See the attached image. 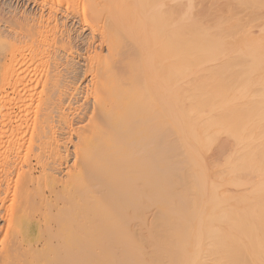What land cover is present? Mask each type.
<instances>
[{"label": "bare ground", "instance_id": "1", "mask_svg": "<svg viewBox=\"0 0 264 264\" xmlns=\"http://www.w3.org/2000/svg\"><path fill=\"white\" fill-rule=\"evenodd\" d=\"M185 1L0 0V264H264V0Z\"/></svg>", "mask_w": 264, "mask_h": 264}, {"label": "rangeland", "instance_id": "2", "mask_svg": "<svg viewBox=\"0 0 264 264\" xmlns=\"http://www.w3.org/2000/svg\"><path fill=\"white\" fill-rule=\"evenodd\" d=\"M168 1L171 2V0H166L167 3H169ZM188 1H190V0H188ZM193 1H194V0H192V2H191V1H190V2L193 3V4H194V2H195V5H196L197 0H195L194 2H193ZM204 1H206V0H204ZM207 1H208V0H207ZM212 1H213V0H212ZM219 1H220V0H216V1L214 0V3H215V4L212 5V8H213V9L216 10L217 7H219V6L222 5V3L225 4V1H226V3H227L228 1H229V2L231 1V3H232V2H233V3L235 2V4H237V5L240 6V4H238L240 1L238 2L237 0H228V1L225 0V1H221L222 3L220 2V4H218ZM236 1H237L238 3H237ZM12 2H13V3H12ZM173 2H174V0H173ZM173 2H171V4H172ZM175 2H176V1H175ZM177 2H178V4H179V6H178V4H176V3H173V4H175V5L178 6L179 11L183 10V9L185 8V6H183L184 8L182 9V8L180 7V4L184 3V0H182V1L177 0ZM185 2H187V0H186ZM198 2H199V0H198ZM198 2H197V4H198ZM216 2H217V3H216ZM187 3H188V2H187ZM9 4H10V6H12V7H13V6H14V7H15V6L17 7V5H18V4L16 5L14 1L9 2ZM171 4H166V7H165V8H167V9H165V8H162V9H163V10L165 9V10L167 11L168 8L170 9V7H171V6H170V7H167V5L169 6V5H171ZM227 4H228V3H227ZM235 4H234V5H235ZM175 5H174V6H175ZM182 5H183V4H182ZM185 5L187 6L186 3H185ZM228 5H229V4H228ZM231 5H232L233 8L230 7L229 10L234 9V5H233V4H231ZM18 6H19V8H21V5H18ZM174 6L171 7V8H173L174 10H176L177 8L174 7ZM239 6H238V7H239ZM163 7H164V6H163ZM179 7H180V8H179ZM175 8H176V9H175ZM220 8H221V7H219L218 9H220ZM222 8H223V5H222ZM222 8H221V9H222ZM228 8H229V7H228ZM235 8H237V6H235ZM240 8H241V10H243L242 5H241V6L239 7V9H238V8L236 9L235 12H237L238 10H240ZM244 8H245V7H244ZM173 9H172V10H173ZM178 9H177V11H178ZM213 9H212V10H213ZM223 9H224V10H225V9L227 10L226 5H225V7H224ZM252 9H253V10H252ZM255 9H256V8H254V7L252 6L250 9H248L251 15L249 14L248 10H246V11L248 12V13L246 12V13H247V17H245V16H243V17H244V18H248L249 16H250V17H253V16H255V15H253V14H255V12H256V16H257V15H258V14H257V11L262 12L263 15H264V12H263L264 9H262V8H257L258 10L256 9L257 11L254 12ZM261 9H262V11H261ZM22 10H24L25 13H26V12L28 13L29 11L32 12L31 14L28 13L29 16H31V15H32V16H34V15L38 16V15H39V10H36V11H35V9H31V10H30V9H24L23 7H22ZM172 10H170V11H172ZM215 10L212 11L211 14H215L216 17H217V15H218L219 13L216 14V11H218V10H216V11H215ZM226 10H225V11H226ZM234 10H235V9H234ZM241 10H240L239 13L242 12V14L244 13V15H246L245 11H244V10L241 11ZM251 10H252V11H251ZM34 11H35V12H34ZM37 11H38V13H37ZM170 11H169V12H170ZM220 11L223 12V10H220ZM220 11H219V12H220ZM225 11H224V13H227V12H225ZM163 12H165V11H163ZM209 12H210V11H209ZM214 12H215V13H214ZM221 12H220V13H221ZM235 12H233V13L235 14ZM251 12H254V13L252 14ZM27 13L25 14V16L28 15ZM228 13H232V12H231V11H230V12L228 11ZM233 13H232V14H233ZM237 13H238V12H237ZM237 13H236V16L239 17L240 14H239V16H238ZM262 13H259V14L262 15ZM234 14H233L232 17L229 16L230 19H235ZM215 15H214V16H215ZM220 15H221V14H219L218 16L221 17ZM225 15H228V14H225ZM225 15H224V16H225ZM248 15H249V16H248ZM241 16H242V15H241ZM27 17H28V16H27ZM34 17H35V16H34ZM227 17H228V16H225V18H227ZM237 17H236V18H237ZM243 17H239V18H240V19H241V18L243 19ZM261 17H262V16H261ZM261 17H260V18H261ZM239 18H237V19H239ZM258 18H259V16H258ZM230 19H227L226 21L229 20L228 22H231ZM240 19L237 20V21H238V22H241ZM252 19H253V18H252ZM255 19H256V18H255ZM263 19H264V16H263ZM263 19L261 18L262 21H263ZM258 20H260V19H258ZM258 20H257V22H258ZM261 20H260L259 22H262ZM244 21H247V20L244 19L243 22H244ZM228 22H227V23H228ZM232 22H233V21H232ZM243 22H241V23L243 24ZM255 22H256V21H254V22L251 23V26H252L253 28H252L251 26H250V27L252 28V30L254 29V27L260 25V23L258 22L259 24L257 23L256 25L254 24L255 26H253V23H255ZM245 23H247V22H245ZM236 24H237V26L240 25V24H238V23H236ZM236 24H235V25H236ZM242 24H241V26H242ZM228 25H229V24H228ZM243 25H244V24H243ZM245 25H246V24H245ZM245 25H244V26H245ZM69 26L71 27V25H69ZM241 26H239V30H241V29H240ZM244 26H242V27H244ZM247 26H248V25H247ZM247 26H246V27H247ZM242 27H241V28H242ZM248 27H249V26H248ZM248 27H247V29H248ZM76 28H77V27H76ZM251 28H250V29H251ZM256 28H259V27H256ZM73 30H75V31L77 30L76 32H77L78 36L80 37V39H82V38H83L82 40H85V39H86V36L84 35V33L80 32V31L78 30V28L75 29V27H73ZM230 30L232 31V30H234V29H230ZM244 30H245V29H243V31H244ZM255 30L259 31L258 29H254L253 31H255ZM233 32H234V31H233ZM240 32H242V31H240ZM256 36H257V35H256ZM256 36H255V37H256ZM259 36L264 37V30H263V35H262V33L260 32V35H259ZM253 37H254V36H253ZM12 50H13V47L11 46V44H10V42L8 41L7 37H4V36L0 35V98H1V96H2L1 93H2V91H3V90H2V88H3V75L6 73V70H8V65H9V63H10V57H11V52H12ZM1 104H2V103L0 102V107H2ZM16 112H17V115L21 116V115L19 114L20 112L18 111V109H16ZM22 114H23V113H22ZM22 117L25 118V114H23ZM31 160H32L33 162H36L35 159H31ZM43 179H44V178L42 177V178H41V183L44 182ZM45 180H46V179H45ZM42 181H43V182H42ZM47 181H48V180H47ZM47 181H46V182H47ZM43 184H44V183H43ZM93 221H94V220H92V222H93ZM94 222H95V221H94ZM94 222H93V223H94ZM93 223H92V226H93ZM97 223H98V221H97ZM99 223H100V222H99ZM94 225H96V223H94ZM100 225H101V223H100ZM100 225H99V226H100ZM85 226H86V225H85ZM88 226H89V229H90L92 232H93V231L95 232L94 229H91V228H90V226H91L90 224H89ZM99 226L97 225V228H98ZM102 226H103V225H102ZM102 226H101V227H102ZM86 227H87V226H86ZM0 228H2V227H0ZM93 228H95L96 231H98V229L96 228V226H94ZM87 229H88V228H87ZM87 229H85V230H87ZM89 229H88V231H89ZM99 230H100V227H99ZM91 231H90V232H91ZM0 234H1V229H0Z\"/></svg>", "mask_w": 264, "mask_h": 264}]
</instances>
